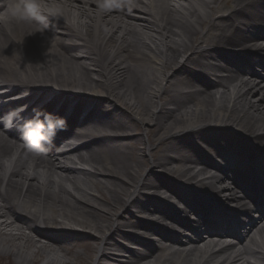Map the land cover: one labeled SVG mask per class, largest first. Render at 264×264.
<instances>
[{
    "label": "bare ground",
    "instance_id": "6f19581e",
    "mask_svg": "<svg viewBox=\"0 0 264 264\" xmlns=\"http://www.w3.org/2000/svg\"><path fill=\"white\" fill-rule=\"evenodd\" d=\"M46 2L77 29L53 18L0 51V116L23 105L67 127L37 155L0 124V251L68 264L57 247L87 236L101 264H264V197L257 218L229 207L235 187L264 190V86L246 76L250 58L264 66V0H112L103 15L99 0ZM192 184L189 208L214 217L158 223L160 195ZM224 233L253 238L234 254Z\"/></svg>",
    "mask_w": 264,
    "mask_h": 264
},
{
    "label": "clouds",
    "instance_id": "9594fccd",
    "mask_svg": "<svg viewBox=\"0 0 264 264\" xmlns=\"http://www.w3.org/2000/svg\"><path fill=\"white\" fill-rule=\"evenodd\" d=\"M112 7H115L112 0H99L98 15L105 14ZM53 18H63L65 26L77 29V20L63 8L46 0H0V51L8 48L13 41L23 45L26 37L37 33L43 35L50 26H54L50 25ZM20 112L21 110H9L0 116V124L7 129L16 127L25 148L31 153H45L52 145L57 132L66 130L64 117L34 108L33 115L25 119Z\"/></svg>",
    "mask_w": 264,
    "mask_h": 264
},
{
    "label": "rangeland",
    "instance_id": "374dc122",
    "mask_svg": "<svg viewBox=\"0 0 264 264\" xmlns=\"http://www.w3.org/2000/svg\"><path fill=\"white\" fill-rule=\"evenodd\" d=\"M24 91V90H23ZM141 129V134L145 133V128L138 125ZM236 188V187H235ZM238 193H242L240 188ZM244 199L243 197H240ZM34 249V247H31ZM98 246L97 242L88 238L87 236L78 237L74 240H70L63 247H57V256L63 260V262L68 264H101L98 260ZM233 251V247L231 248ZM26 260H21L14 255L7 256L0 251V264H26ZM42 258L36 257L34 262L31 264H43Z\"/></svg>",
    "mask_w": 264,
    "mask_h": 264
}]
</instances>
